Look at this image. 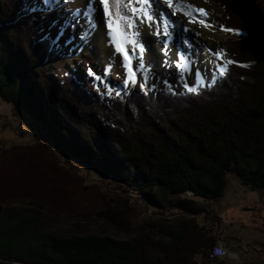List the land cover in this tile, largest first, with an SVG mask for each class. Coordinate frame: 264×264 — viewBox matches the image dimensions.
Listing matches in <instances>:
<instances>
[{"label":"trees","instance_id":"1","mask_svg":"<svg viewBox=\"0 0 264 264\" xmlns=\"http://www.w3.org/2000/svg\"><path fill=\"white\" fill-rule=\"evenodd\" d=\"M216 1L237 34L232 63L212 87L172 95L114 89L107 76L87 77L88 89L70 73L56 75L48 64L64 51L39 41L40 17L27 11L37 0H0V99L31 131L108 180L104 223L136 215L127 237L116 238L89 216L62 225L32 204L1 206L0 264H227L209 258L216 238L203 214L229 173L264 194V0ZM126 187L155 211L139 216L141 206L131 208L120 192Z\"/></svg>","mask_w":264,"mask_h":264},{"label":"rangeland","instance_id":"2","mask_svg":"<svg viewBox=\"0 0 264 264\" xmlns=\"http://www.w3.org/2000/svg\"><path fill=\"white\" fill-rule=\"evenodd\" d=\"M38 1L41 4V0ZM179 4V0L175 1L174 9L180 11L177 12L178 17L184 22L185 27L191 31V35L187 36V32L182 31L178 23L174 26L178 30L175 33L171 31L170 34H174L171 37L180 46L179 49L185 54L186 48L184 47L186 45L182 41L187 40L188 37L187 43L192 48H188L187 52L194 51V58H200L204 62L203 65L200 64V67L206 68L208 63L202 58L204 56L199 57V54L205 49H209L212 54H219L222 58L219 60L226 68L230 61L229 46L232 45L230 40L234 37L236 31H225V39L216 43L211 41L210 43L200 35L195 27L196 24L198 25V19L202 17L208 22L205 24L215 31L227 29L224 23L225 20L227 22L228 18L223 6L216 0H204L199 8L204 10L203 14L196 10L184 19L183 13H192L194 6L187 0H182ZM36 14L41 18L40 28L45 30H48L49 21L53 19L62 20V17L57 16L56 11L48 14L38 11ZM166 19L167 21L175 20V17H166L164 22H166ZM189 20L193 21V24H190ZM39 29L36 30L39 31ZM79 29L77 28L75 31L79 32ZM97 31L100 33V27ZM193 33H196V35L193 36ZM68 34L69 32L66 31L65 36ZM96 35L98 36V34ZM96 35L92 34L88 39L89 44L84 43L79 52H73L69 55L67 49H61L59 52L64 50V53L58 54L59 57L48 64L50 70L58 76L72 72L77 80L90 89L91 84H89L85 69L90 68L88 65L91 64L98 71L101 70L102 73L98 76H107L110 79V85L114 89L121 85L124 80V70L119 64L112 67L105 65L102 57L97 52ZM128 35L129 38L132 37L131 34L128 33ZM140 39L143 40L145 48H149V51H145V53H149V57L152 55V57L160 58L159 51H156V53L152 51L156 49L154 43L160 42L162 44L161 41H156L153 36ZM169 41L168 45L173 43L171 39ZM163 73V71L158 72L153 69L148 73L138 74L137 85L143 82L141 75L152 77L147 83H156L157 87L167 88L162 83L164 78L170 83H176L177 74L172 73L167 77H162ZM168 73L167 71V75ZM155 77H160L161 82H157ZM187 81L192 83L191 76L187 77ZM248 87L246 86L251 91V88ZM179 89L182 88L177 84L174 90ZM254 90L257 91V87ZM53 133L48 132L50 135ZM44 135L39 134L36 130L32 132L29 126L21 122L18 114L13 112L10 104L0 99V207L10 204L21 206L32 204L47 211L49 215L56 218V222H63L62 225L83 223L85 217L89 216L93 218V222L97 227L107 228L106 232L109 235L116 238L127 237L126 231L129 227L126 226H133L132 224L136 220L133 211L124 212V221L117 220L113 223L115 225H109L103 221L106 213L102 211H106L108 208L101 187L107 185L108 180L103 179L98 172L86 168L87 166L81 161L71 160L58 147L52 145L50 139L47 138L48 141H46ZM227 178V186L223 195L217 202L211 203V208L206 206L207 211L203 214L204 218L208 217L206 225H210L212 228L211 233L216 241L220 240L224 246L229 248L227 254L221 257H226L222 260L227 264L264 263V194L260 190H251L242 185L232 173L227 174ZM109 186L111 187V185ZM122 189L120 192L129 197V203H132L131 208L141 206L139 216H142L145 212L146 215L143 217L147 218L152 211H155L146 202L145 196H140L137 191H131L129 187ZM106 193L109 194L108 191ZM121 216H123V213L119 215V217ZM113 218L115 219V216ZM6 222L9 223L7 220ZM221 234L229 237V240H223ZM216 241L213 242L212 246L218 244ZM246 247L248 251L244 252ZM196 264L203 263L197 262Z\"/></svg>","mask_w":264,"mask_h":264},{"label":"snow or ice","instance_id":"3","mask_svg":"<svg viewBox=\"0 0 264 264\" xmlns=\"http://www.w3.org/2000/svg\"><path fill=\"white\" fill-rule=\"evenodd\" d=\"M77 0H41L43 8H28L29 13L40 11L44 14L56 11L58 17L62 20L53 19L49 21L47 29H39V41L46 43L49 52H59L61 48H65L70 55L73 52H79L81 46L86 43L93 34V29L97 22L94 18L98 14V22L100 25V35L103 42L109 46L110 55L119 63L124 70V80L121 88L130 90L138 86L142 94H147V90L154 93L159 91L156 83H147L152 77L141 75V80L137 85V76L145 71L144 52L146 51L142 35H150L156 37L159 41L161 36L169 35V29L177 23L184 32H189L184 22L177 16V10L173 5L175 0H80L84 6L76 7ZM119 5V7H116ZM200 13H204L203 9H198ZM183 15L188 16L187 12ZM166 17H175V20H169L167 27H161V21ZM43 18V16H42ZM189 23L192 21L189 20ZM203 21H200L202 23ZM55 28L52 34L51 29ZM80 28V32L75 29ZM232 32L233 29H223ZM69 34L65 36V32ZM128 33H132L129 38ZM196 33H193L195 36ZM186 45L185 54L195 56V52L188 53L187 49L191 45L187 40L182 41ZM211 52V50H209ZM161 56L166 55L165 48L160 49ZM179 55V53H178ZM217 59H222L219 54H215ZM135 60V63H133ZM174 63V62H173ZM232 63V61H229ZM203 65L204 62L200 61ZM161 67H167L165 60H161ZM226 68L215 60H209L207 67H198L195 63L189 65L188 71L184 75H178L176 83H170L164 79L162 83L167 87L172 95H175V87L177 84L190 94H195L199 89L212 87L217 76L223 77ZM87 77H92V81L101 80V77L94 75L91 68L85 69ZM191 76L192 83H188L187 77ZM157 82H161L160 77H155ZM92 81H89L92 83ZM103 83V81L101 80ZM95 88V84L93 83ZM183 94V93H181ZM120 92H117V96Z\"/></svg>","mask_w":264,"mask_h":264},{"label":"bare ground","instance_id":"4","mask_svg":"<svg viewBox=\"0 0 264 264\" xmlns=\"http://www.w3.org/2000/svg\"><path fill=\"white\" fill-rule=\"evenodd\" d=\"M175 1H177V0H175ZM187 1H189L192 4V6H194V11L192 13H188L189 16H190V14H193L196 10H198L201 7L202 2L204 0H187ZM179 2L181 4L182 0H179ZM74 6L81 7V6H84V5H82L80 3V0H77L76 5H74ZM116 7H119V5H117ZM173 7L175 8V3L173 5ZM177 12H180V11H177ZM177 16H178V14H177ZM94 18H96L97 21H98V14H95ZM183 18L185 19L187 17H183ZM198 20H199L197 22L198 25L196 24L195 27H196L197 31L200 33V35L203 36L208 42L210 41V43H211V41H212V43H216V42H218V41L226 38V34H225L226 32L224 30H221V31H219V30L218 31L213 30L212 27H209L207 24H205V23H208V22L206 20H204L202 17H200ZM200 21H203V22L200 23ZM168 23H169V21H167V19H166V22H164V19H163V22H161V25L160 26L161 27H167L168 26ZM190 24H193V21ZM98 27H100L99 22H97V24H95V27L93 29V34H95V35L98 34V36L96 35L97 36L96 37V48H97V52L102 57L103 62L105 63L106 66H111V67L112 66H117L119 63L110 55V48H109L108 45H106L103 42L100 33L97 31ZM176 29H177L176 27L170 28L169 29V35H167V36H161L159 38V41H161L162 44L157 40L156 37H154V39L156 41H158L159 43H154V46L156 45V49H153L152 52H155V53H156V51H159L160 52V49L162 47L165 48L166 55L161 56V52L159 54H160V58H162L163 60L166 61L167 67H161V60L162 59L157 58V57H152L151 53H150L151 56L149 57L148 56L149 53H145L144 52V62H145V71H144V73H148V72L152 71L153 69L154 70L156 69L158 72L159 71H163L164 72L163 75H162V77H167V76H169L172 73H175L177 75H184V74H186L187 71H188L189 65L192 64V63H195L198 67H200V61H201L200 58L196 59V58L193 57L194 58L193 59L191 55H190L191 56L190 57L189 55H186V54L182 53V51L179 49L180 46L177 43H175V39H173L171 37V36L174 35V34H170L171 31H173L175 33V30ZM80 31H81V29H79V32ZM129 34L133 35L132 33H129ZM188 35H191V31L187 32V36ZM147 36H150V35H142L140 38H145ZM169 39H171L172 42H173L170 45H168ZM188 39L189 38L187 37V40ZM87 44H89V41L86 42V45ZM184 48H186V47H184ZM146 50L149 51V48L148 49L146 48ZM178 53H179V55H178ZM200 56H204L202 58H204L207 63H208L209 60H215L217 63H221V60L217 59L215 53L212 54V52H210L209 49H205L204 51H202V53L199 54V57ZM133 63H135V62H133ZM167 71L169 72L168 75H167ZM69 73L72 74V75H74L72 72H69ZM186 192L187 191H185V193ZM186 195L189 196L188 194H186ZM223 247L224 246H222L221 244H215V245H213L211 247L208 255L213 254L218 249H221Z\"/></svg>","mask_w":264,"mask_h":264},{"label":"built area","instance_id":"5","mask_svg":"<svg viewBox=\"0 0 264 264\" xmlns=\"http://www.w3.org/2000/svg\"><path fill=\"white\" fill-rule=\"evenodd\" d=\"M186 194L190 195V193L187 191ZM216 243L221 244L222 246H224L220 240H217ZM229 248L224 246L221 249H218L216 252H214L213 254L209 255V258L213 259V258H221L223 257L225 254H227Z\"/></svg>","mask_w":264,"mask_h":264},{"label":"crops","instance_id":"6","mask_svg":"<svg viewBox=\"0 0 264 264\" xmlns=\"http://www.w3.org/2000/svg\"><path fill=\"white\" fill-rule=\"evenodd\" d=\"M211 208V207H210ZM217 214V213H216ZM217 216H219L220 217V215L219 214H217ZM218 217V218H219ZM221 218V217H220ZM221 236L223 237V240H229V237H227V236H224L223 234H221ZM248 251V248L246 247L245 249H244V252H247ZM237 255V254H236Z\"/></svg>","mask_w":264,"mask_h":264},{"label":"water","instance_id":"7","mask_svg":"<svg viewBox=\"0 0 264 264\" xmlns=\"http://www.w3.org/2000/svg\"><path fill=\"white\" fill-rule=\"evenodd\" d=\"M228 29V28H227ZM33 132V131H32ZM35 134V133H34ZM40 134V133H39ZM0 209H1V207H0Z\"/></svg>","mask_w":264,"mask_h":264}]
</instances>
